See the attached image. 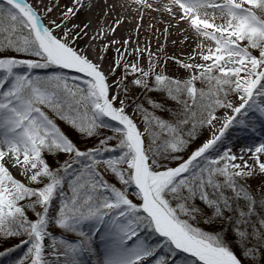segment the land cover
Here are the masks:
<instances>
[{
	"label": "snow or ice",
	"instance_id": "obj_1",
	"mask_svg": "<svg viewBox=\"0 0 264 264\" xmlns=\"http://www.w3.org/2000/svg\"><path fill=\"white\" fill-rule=\"evenodd\" d=\"M130 2L191 51L129 52L120 18L90 35L83 0H0V260L264 264V0Z\"/></svg>",
	"mask_w": 264,
	"mask_h": 264
},
{
	"label": "bare ground",
	"instance_id": "obj_2",
	"mask_svg": "<svg viewBox=\"0 0 264 264\" xmlns=\"http://www.w3.org/2000/svg\"><path fill=\"white\" fill-rule=\"evenodd\" d=\"M44 2L47 3L48 0H44ZM83 2L85 4V8L79 13L78 18L73 22L82 24L91 21L92 31L90 32V35L96 32L99 23H103L104 27H108L113 23L114 19L120 18L124 20V23L119 27L116 38L122 40L124 38L130 37V46H135V48H144L147 46L150 51L156 53V55L161 58L162 62L165 54L186 56L191 51L192 46L190 45V42L184 45L179 43V41L183 38L179 32V28L175 27L176 22L172 21L166 14L162 15L161 13L157 12H144V18L141 20L140 14L134 11L136 6L131 4L130 0H109L110 3L115 4L114 10L118 12V16H115V11H112L107 17H105L104 4L102 0H83ZM61 4L70 5L71 0H61ZM141 11L143 12L144 10ZM58 15L59 9H57L49 18L54 19ZM123 15L132 18L134 23L131 24V22L126 18H121ZM169 25H172V27H169ZM137 27H139L138 32L136 31ZM182 27H184V25L181 24L180 28ZM165 28H169L171 33V35L167 36V38H165V35L163 34ZM173 40L177 41L175 45L172 43ZM86 43V40L82 41L80 43V47H84ZM161 48L164 49L163 53L159 51ZM132 50L128 51L132 52ZM111 53L113 56L115 55L114 51ZM109 56L110 55L108 53V57L104 64L110 57H112ZM144 58H147V53H145ZM262 139H264V136L256 138L257 142ZM241 146V144L234 145L233 151H237Z\"/></svg>",
	"mask_w": 264,
	"mask_h": 264
},
{
	"label": "rangeland",
	"instance_id": "obj_3",
	"mask_svg": "<svg viewBox=\"0 0 264 264\" xmlns=\"http://www.w3.org/2000/svg\"><path fill=\"white\" fill-rule=\"evenodd\" d=\"M114 11H115V10H114ZM114 11H113V12H114ZM115 13H116L115 16H118V12L115 11ZM121 18H126L128 21L131 22V24L134 23V20H133L132 18H130V17H126L125 15H123V17L121 16ZM94 31H95V30H94ZM134 48H135V46H130V47L128 48V50L130 51V50H132V49H134ZM109 55L112 56V57L109 56L110 58H109L108 61L104 64V68H105V69H108V67H109V65L111 64L112 59H113V57H114L113 54H112L111 52H109ZM127 58H128V59H134L133 56H130V57H127ZM141 63H142L143 65L146 66V64H147V58H143L142 61H141ZM163 66H164V68H165V70H166V74L169 75V76H179V77H183V76L186 75V73H184L183 70L179 69V68L177 67V65H176L174 62H172V61H168V63H167L166 65H163ZM40 74H43V72H41ZM133 95H138V96H140L141 102L144 101V97L139 93L138 90H137V91H134V92H133ZM148 95H149V96H152L154 99H160V98H161V97H160V94H152V93H149ZM167 106H168V107H172V108H174V107H175V104H174L173 102H168V105H167ZM166 118H167V117H166ZM58 123H60L62 129H63L66 133H68L73 139H75V140L77 141V143H79L81 146H83V145L86 143L84 140L80 139V138L77 136V134H76L75 132L71 131V130H70L66 125H64L62 122H58ZM207 137H208V131L205 130V131H203V133L199 136V138H198L197 140H195V141L191 144V146H190V148L188 149V151H187L186 153H184V156H185L187 153H189V152H191L192 150H194L196 147H198L201 143H203V141H204L205 139H207ZM186 158H187V157H186ZM50 163L55 164V162L52 161V160H50ZM172 166H175V165H172ZM260 182H261V181H260L259 179H254V180H252L250 183L252 184L253 189H256L257 186L260 184ZM202 226H203V225H202ZM205 227H206V226H205ZM217 227H218V226H217ZM17 243H19V240H10V241H8L6 244H0V251H3L5 248H7V247H11L12 245L17 244ZM21 254H22V251H17L16 253H13L11 257H6V258H4L3 260H0V264H8V262H9L10 259H15L17 256H19V255H21Z\"/></svg>",
	"mask_w": 264,
	"mask_h": 264
}]
</instances>
